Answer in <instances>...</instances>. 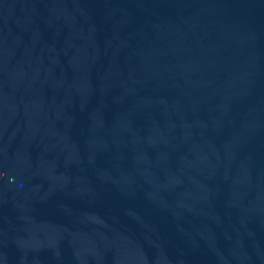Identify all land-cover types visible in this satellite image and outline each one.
<instances>
[{
  "label": "water",
  "instance_id": "obj_1",
  "mask_svg": "<svg viewBox=\"0 0 264 264\" xmlns=\"http://www.w3.org/2000/svg\"><path fill=\"white\" fill-rule=\"evenodd\" d=\"M163 0H0V264H171Z\"/></svg>",
  "mask_w": 264,
  "mask_h": 264
}]
</instances>
